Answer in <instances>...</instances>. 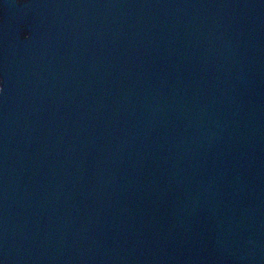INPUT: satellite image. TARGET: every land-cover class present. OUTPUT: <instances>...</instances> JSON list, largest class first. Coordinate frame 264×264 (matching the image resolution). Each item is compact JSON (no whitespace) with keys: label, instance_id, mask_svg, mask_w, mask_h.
Instances as JSON below:
<instances>
[{"label":"water","instance_id":"water-1","mask_svg":"<svg viewBox=\"0 0 264 264\" xmlns=\"http://www.w3.org/2000/svg\"><path fill=\"white\" fill-rule=\"evenodd\" d=\"M0 264H264V0H0Z\"/></svg>","mask_w":264,"mask_h":264}]
</instances>
